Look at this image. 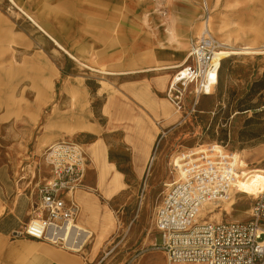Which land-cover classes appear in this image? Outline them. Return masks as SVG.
Wrapping results in <instances>:
<instances>
[{
	"label": "rangeland",
	"instance_id": "rangeland-1",
	"mask_svg": "<svg viewBox=\"0 0 264 264\" xmlns=\"http://www.w3.org/2000/svg\"><path fill=\"white\" fill-rule=\"evenodd\" d=\"M13 1L35 15L82 64H104L105 69L114 71L174 63H149L141 55L146 46L166 45L164 26L185 27L188 53L201 26L204 2ZM206 2L212 33L221 44L224 33L240 27L242 32L237 36L233 33L229 44L235 48L250 44L260 54L221 62L218 86L202 99L201 113L193 125L183 123L166 99L174 71L103 78L72 60L18 16L9 0H0V218L13 211L16 202L27 209V222L37 201V187L51 177L45 161L48 148L69 141L86 155L82 187L76 191L91 194L100 215L104 218L107 212L115 222L98 246L96 225L91 218L82 219L93 236L76 254L80 264H170L157 246L160 238L153 219L164 184L173 178V158L188 149L217 144L228 152L244 150L249 168H264V0ZM144 14L145 30L139 21ZM219 16L228 21L221 31L217 27ZM110 58L118 59L121 66ZM130 58L136 62L128 61ZM141 125L143 143L139 139ZM94 142L105 150L106 167L101 157L94 161L88 153V145ZM151 156L155 160L149 168ZM109 164L121 174L127 189L106 199L99 188L107 180L103 182L99 173ZM237 198L240 201L233 211L223 213L219 222L249 220L246 213L253 201L243 195ZM75 202L80 206L78 200Z\"/></svg>",
	"mask_w": 264,
	"mask_h": 264
},
{
	"label": "built area",
	"instance_id": "built-area-1",
	"mask_svg": "<svg viewBox=\"0 0 264 264\" xmlns=\"http://www.w3.org/2000/svg\"><path fill=\"white\" fill-rule=\"evenodd\" d=\"M202 6L203 19L185 66L175 72L165 91L174 113L193 125L202 99L218 86L223 50L212 33L206 0ZM213 145L217 144L188 149L172 160L173 178L164 184L153 219L160 238L157 246L170 264H264V187L253 200L249 220L216 222L210 220V210L200 216L204 209L218 210L229 201L243 173L231 161L233 152L214 154ZM154 160L149 158V168ZM45 161L51 177L37 187V201L16 235L64 248L66 237L58 234L79 215L69 193L82 187L86 155L77 144L58 142L48 148Z\"/></svg>",
	"mask_w": 264,
	"mask_h": 264
},
{
	"label": "bare ground",
	"instance_id": "bare-ground-1",
	"mask_svg": "<svg viewBox=\"0 0 264 264\" xmlns=\"http://www.w3.org/2000/svg\"><path fill=\"white\" fill-rule=\"evenodd\" d=\"M10 3L13 5V7L18 11V16H23L31 25L42 35L47 37L58 49L65 52L72 60L79 63L86 69H89L90 71L96 72L100 74L103 78L108 77H124L129 75H138V74H148V73H167L170 71H180L185 66V61L187 57V49H188V32L183 26L182 28H170L168 26H164L163 32H164V41L166 45L160 43V44H153L151 48L148 46L145 47V49L142 51L141 55L143 56V60H146L147 62H158L160 60H163L165 62L169 61H175L174 63L170 64H162L154 67H148L143 69H131V70H107L104 68V64H100V67H94V66H87L85 64H82L78 59L73 57L71 54L65 51L63 46L60 44V42L52 36L45 28L44 25L38 20V18L33 15L32 13L25 10L20 5L16 4L13 0H9ZM142 7H145V10H147V5L143 4ZM140 24L142 28L144 29L145 24L147 23L146 20V14H144L143 18H139ZM228 25V21L225 16H219L217 20V27L218 31H221L222 29L226 28ZM145 30V29H144ZM242 28H237V30L229 31L223 34L221 37L224 43L223 49L221 51V60L224 61L226 59H229L231 57L240 56V55H253V54H260L257 50H255L250 44H245L244 47L235 48L231 44H229L228 38L233 35V33L237 36L242 32ZM255 39H257V35H255ZM183 55L182 59L180 57ZM113 63H115L117 66H121L118 59L110 58V60ZM128 61H131L132 63H135V58H130ZM97 64V63H96ZM160 82H162L160 80ZM103 85H106L105 82H102ZM144 113L148 116H151L150 113L144 109H142ZM157 124V122L155 123ZM141 128V135L139 139L142 141L145 140L144 130ZM203 147V146H202ZM203 149V148H202ZM142 150L140 149L139 152ZM213 151L214 154L221 153L225 154L223 149L218 145H213ZM88 153L92 160L97 161L98 159L103 160V165H105V157L106 153L103 148V146L98 143L94 142L90 145H88ZM175 157L173 158V160ZM231 161L234 165L238 167L243 173L241 178L238 180L237 183V191L236 194H234L231 199L227 202H225L223 205H221V208L216 210L214 206L204 209L200 216L204 215L205 212L210 210L213 212L210 216V220H216L220 221L221 216L223 213H229L231 210L233 211V207L237 205V203L240 201V198H237V195H243L248 200L253 201L256 199L258 194L262 191L264 187V168H258V167H251L249 168V164L247 163V155L244 153V150L239 151V153H233L231 156ZM176 165L178 161L175 162ZM249 170L247 171V169ZM246 169V170H245ZM100 178L103 180H107L106 184L100 185V191L104 198L110 199L114 194L121 190H126L127 186L122 183V176L118 172L114 171L113 165L109 164V168H104L99 173ZM150 192H153L151 190ZM69 196L72 197L74 200H78L80 202L81 210H80V219L75 222H70L67 224V226L58 234L59 237H66L65 238V244L64 249L73 252V253H80L85 245L87 244V241L93 236V231L87 229L83 226L82 219L84 217L91 218L93 220V223L96 225V232L99 239L98 246L101 244V242L106 238V235L109 234L113 227H114V219L110 214L107 212L105 213V216L100 215V208L98 206L97 200L88 193H81V192H70ZM151 202V199H150ZM79 206V209H80ZM252 209H249L247 211V215H251Z\"/></svg>",
	"mask_w": 264,
	"mask_h": 264
},
{
	"label": "crops",
	"instance_id": "crops-1",
	"mask_svg": "<svg viewBox=\"0 0 264 264\" xmlns=\"http://www.w3.org/2000/svg\"><path fill=\"white\" fill-rule=\"evenodd\" d=\"M12 208L13 211L0 218V264H80L76 253L45 241L17 236L26 223L27 209L16 202Z\"/></svg>",
	"mask_w": 264,
	"mask_h": 264
}]
</instances>
